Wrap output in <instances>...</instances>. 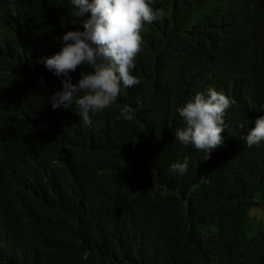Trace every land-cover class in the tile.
<instances>
[{"label":"trees","instance_id":"16d2710c","mask_svg":"<svg viewBox=\"0 0 264 264\" xmlns=\"http://www.w3.org/2000/svg\"><path fill=\"white\" fill-rule=\"evenodd\" d=\"M31 1L0 0V264H264V163L175 140L184 126L177 107L188 98L156 65L165 53L155 60L154 28L132 70L140 83L85 126L75 108L49 110L46 96L61 83L38 60L60 32L43 30L44 22L52 28L56 16L69 25L71 14L63 5L25 10ZM260 37L256 31L234 50L256 62ZM89 70L78 66L79 75ZM256 76L254 108L227 110L224 136L241 134L242 116L260 115L264 70ZM231 82L223 67L214 87ZM125 105L131 120L116 118ZM185 156L190 166L179 175L170 165Z\"/></svg>","mask_w":264,"mask_h":264},{"label":"clouds","instance_id":"9594fccd","mask_svg":"<svg viewBox=\"0 0 264 264\" xmlns=\"http://www.w3.org/2000/svg\"><path fill=\"white\" fill-rule=\"evenodd\" d=\"M27 4L25 10L54 12L63 5L72 18L64 25L54 16V27L45 22L42 27L45 31L60 27L54 47L38 58L42 70L52 72L61 83L60 89L46 96L50 111L75 108L82 125H93V117L140 83L132 70L136 59L145 54L147 31L154 28L159 43L154 44L155 60L165 53L156 65L162 77L175 81L188 98L177 107L184 126L176 129L175 140L208 155L226 148L264 163L263 97L260 115L242 116L241 134L224 136L227 110L243 114L254 108L249 99L257 92L256 74L264 70V46L254 47L259 51L256 62L234 46L256 31L264 43V0L259 5L257 0H32ZM7 37L15 44L12 29ZM80 65H90L91 70L79 75ZM223 67L232 82L226 89H217L214 85ZM19 75L20 95L27 98L26 65ZM73 76L78 80L73 82ZM201 86L204 91L198 90ZM132 114L133 109L125 105L116 118L131 120ZM234 143L241 145L242 153L233 148ZM189 166L188 156L170 165L179 175L186 174Z\"/></svg>","mask_w":264,"mask_h":264},{"label":"rangeland","instance_id":"374dc122","mask_svg":"<svg viewBox=\"0 0 264 264\" xmlns=\"http://www.w3.org/2000/svg\"><path fill=\"white\" fill-rule=\"evenodd\" d=\"M258 211H261V209H258ZM257 217L260 219L262 217V213H259Z\"/></svg>","mask_w":264,"mask_h":264}]
</instances>
